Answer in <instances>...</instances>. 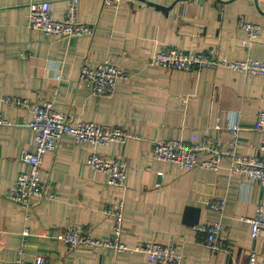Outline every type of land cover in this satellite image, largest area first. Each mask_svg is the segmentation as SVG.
<instances>
[{
	"label": "crops",
	"instance_id": "0c3cea01",
	"mask_svg": "<svg viewBox=\"0 0 264 264\" xmlns=\"http://www.w3.org/2000/svg\"><path fill=\"white\" fill-rule=\"evenodd\" d=\"M42 1L50 3L54 19L64 17L67 0H0V114L12 122L0 128V264L17 258L22 241L25 261L43 255L46 264H151L141 252L71 249L54 239L69 224L94 238H109L113 219L107 211L117 198L124 199L121 239L128 246L173 242L181 264H247L250 250L264 260V231L252 239L243 220L258 205L264 207V185L242 181L226 159L216 171H183L151 155L158 140L194 145L209 138L219 145L233 142L239 153L258 157L261 133L255 125L264 111V77L225 67L182 71L149 63L167 48L264 61V0H121L115 6L79 0L77 20L93 25L94 33L62 38L27 27L29 7ZM241 18L261 27L259 38L245 46ZM104 59L127 73L110 96L95 95L78 83L83 63ZM7 96L34 104L49 101L72 123L120 126L137 137L92 146L63 136L56 150L44 155L41 168L56 197L32 199L26 209L5 194L28 169L22 152L35 149L31 112L4 104ZM91 151L125 162L124 188L108 185L103 173L86 164ZM219 198L225 200L222 211L211 210L208 203ZM215 221L224 225L225 248L211 252L197 227Z\"/></svg>",
	"mask_w": 264,
	"mask_h": 264
},
{
	"label": "built area",
	"instance_id": "2783aa9c",
	"mask_svg": "<svg viewBox=\"0 0 264 264\" xmlns=\"http://www.w3.org/2000/svg\"><path fill=\"white\" fill-rule=\"evenodd\" d=\"M108 6H115L121 0H102ZM79 0H67L64 17L54 19L51 14L50 3L42 1L29 7L27 27L39 29L45 35L56 38L92 36L94 27L91 24L77 20V5ZM239 29L244 33L240 39L241 45L256 41L261 33V27L241 18L238 21ZM151 65L171 70L187 71L190 69L225 67L232 71L264 77V61L256 59L229 60L215 50L185 51L176 48L160 49L151 56ZM56 79L61 75L56 73ZM127 73L114 64L110 59H104L95 64L83 63L78 73V83L89 87L95 95L110 96L115 90L118 79L126 78ZM3 103L14 108H29L31 120L29 127L34 132L35 149L33 152L23 151L21 160L28 165L25 172L17 175L5 197L28 209L32 199L53 200L56 191L53 185L41 178L43 157L48 152L56 150L59 140L63 136H71L76 142H86L92 146L106 145L111 142L124 143L137 135L120 126H110L95 123L93 121H78L72 123L66 114L52 108V103L44 101L39 104L30 103L27 99L17 96L3 98ZM12 125V122L0 114V128ZM237 127H232L236 129ZM255 129L261 133L258 145V157L247 156L237 151L233 142L226 145L218 144L214 139L206 138L201 143L190 145L177 139H163L153 143L151 149L152 158L158 161L171 162L183 171L194 168H205L216 171L220 168L223 159L229 162V171L236 174L246 182L255 181L264 185V111L257 115ZM86 164L94 171L103 173L106 183L117 188H124L126 181V164L123 160L91 151ZM224 199H212L208 207L221 212ZM124 199L117 198L114 207L107 213L112 216V233L107 239L92 237L84 228L69 224L54 235L56 241H60L71 249L86 248L97 250L111 248L117 253L141 252L151 264H181L182 255L177 251L173 242L158 243L155 241H138L134 246H128L121 239L124 225ZM250 226V236L256 238L264 231V207L258 205L251 217H245ZM197 229L205 232V245L211 252L224 249L221 234L224 225L215 221ZM24 236L28 229L23 231ZM25 241H22L18 250V256L9 264H46L43 255H37L30 261L21 258L24 253ZM247 264H264V260L258 258L255 250H250Z\"/></svg>",
	"mask_w": 264,
	"mask_h": 264
},
{
	"label": "water",
	"instance_id": "95a60500",
	"mask_svg": "<svg viewBox=\"0 0 264 264\" xmlns=\"http://www.w3.org/2000/svg\"><path fill=\"white\" fill-rule=\"evenodd\" d=\"M255 1V0H254ZM154 5V4H153ZM154 6H157V7H159V8H163V9H165L164 7H161V6H158V5H154Z\"/></svg>",
	"mask_w": 264,
	"mask_h": 264
}]
</instances>
